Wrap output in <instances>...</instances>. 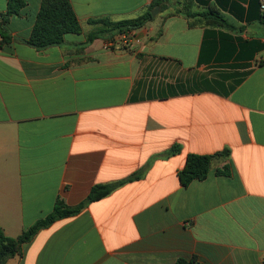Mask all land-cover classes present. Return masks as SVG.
<instances>
[{"label": "crops", "instance_id": "obj_1", "mask_svg": "<svg viewBox=\"0 0 264 264\" xmlns=\"http://www.w3.org/2000/svg\"><path fill=\"white\" fill-rule=\"evenodd\" d=\"M23 1L0 43V229L16 238L57 200L124 183L7 264H264L261 0H195L225 27L156 6L127 44L90 21L135 19L154 0H69L81 32L42 50L27 44L41 0ZM190 154L213 158L182 186Z\"/></svg>", "mask_w": 264, "mask_h": 264}, {"label": "trees", "instance_id": "obj_2", "mask_svg": "<svg viewBox=\"0 0 264 264\" xmlns=\"http://www.w3.org/2000/svg\"><path fill=\"white\" fill-rule=\"evenodd\" d=\"M195 2V0H154L150 10L135 19L119 22H110L108 20L100 19L92 20L90 22L102 23L109 29V32H130L141 28L147 21L152 19L150 14L151 9L156 6L163 8L166 7V4H170L172 5V9H168L169 15L181 14L188 18L199 17L198 21L204 20L206 24L211 26H227L226 20L217 10L209 8L203 13L196 12L194 10ZM24 6L25 2L23 0H7L6 15L2 16L0 20L1 44H7L10 40L3 28L8 21V17L18 14ZM80 32V24L69 0H41L40 8L37 12L27 44L37 50H42L62 43L63 37L66 34H78ZM212 158L213 156L211 155H188L184 167L178 172L180 184L182 186H187L193 180L204 179L208 174ZM133 178H137V175H133L129 180ZM122 183H124V181L107 185H95L90 190L87 198L74 207H69L62 201L57 200L53 212L50 215L45 219L38 221L29 229L24 230L16 238L7 237L0 229V264H7L10 259L19 257L22 252L23 244L28 242L39 229L49 226L56 220L77 214L88 203L100 200L107 196ZM174 264L198 263L194 259L186 260L180 258Z\"/></svg>", "mask_w": 264, "mask_h": 264}, {"label": "built area", "instance_id": "obj_3", "mask_svg": "<svg viewBox=\"0 0 264 264\" xmlns=\"http://www.w3.org/2000/svg\"><path fill=\"white\" fill-rule=\"evenodd\" d=\"M260 8L263 10L264 9V0H261L260 2ZM131 39V34L129 32H125L121 35V40L127 44L129 40Z\"/></svg>", "mask_w": 264, "mask_h": 264}, {"label": "water", "instance_id": "obj_4", "mask_svg": "<svg viewBox=\"0 0 264 264\" xmlns=\"http://www.w3.org/2000/svg\"><path fill=\"white\" fill-rule=\"evenodd\" d=\"M158 12V8H155L151 11V15L154 17L156 13Z\"/></svg>", "mask_w": 264, "mask_h": 264}]
</instances>
